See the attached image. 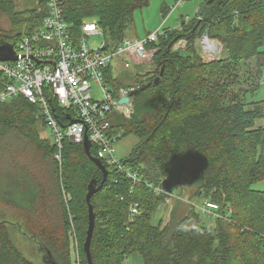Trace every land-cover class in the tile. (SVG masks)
I'll return each instance as SVG.
<instances>
[{
  "label": "trees",
  "instance_id": "16d2710c",
  "mask_svg": "<svg viewBox=\"0 0 264 264\" xmlns=\"http://www.w3.org/2000/svg\"><path fill=\"white\" fill-rule=\"evenodd\" d=\"M151 1L64 0V11L73 34L84 20L96 19L109 36L107 45L116 46L126 39L134 12ZM163 2L166 18L174 11ZM46 14V0L23 10L16 0H0V22L3 16L10 22L8 30L0 26V43L16 46ZM159 28L158 40L149 45L155 49L149 65L128 68L133 71L124 80L112 67L106 71L111 86L138 90L132 116H114L113 123L122 137L138 138L123 161L140 181L106 166L107 180L91 198L92 262L125 264L129 255L138 254L141 264H264V189L253 188L264 181V126L257 124L264 118V100H248L249 91L258 90L264 80V0H204L194 17L182 16L177 27ZM204 34L222 43L217 59H203L196 40ZM180 40L187 46L175 50ZM2 78L0 72V89ZM51 104L65 126V109L54 100ZM45 127L40 105L21 95L0 101V204L21 210L9 218L3 209L0 216V264H41L15 241L6 224L13 215L51 253L53 259L43 264H73V238L82 263L88 264V186H99L104 174L83 144L68 137L60 163ZM90 151L97 155L94 147ZM32 159L39 163L33 178L41 180L44 194L40 209L32 175L24 177L27 167L33 169L26 163ZM46 180L53 183V198L47 196ZM23 182L28 190L21 188ZM148 183L173 193L168 195L172 204ZM187 187L194 188L188 198L218 204L211 221L202 220L195 201L187 205L178 199ZM132 202L139 212L130 218ZM162 204L169 217L153 223Z\"/></svg>",
  "mask_w": 264,
  "mask_h": 264
},
{
  "label": "built area",
  "instance_id": "2783aa9c",
  "mask_svg": "<svg viewBox=\"0 0 264 264\" xmlns=\"http://www.w3.org/2000/svg\"><path fill=\"white\" fill-rule=\"evenodd\" d=\"M47 14L41 25L31 34L24 36L14 46L17 60H0V72L3 74L0 89V101H6L14 96H24L32 103L40 105V116L44 118L47 128L53 131L52 138L57 145L55 159L62 160L64 138H72L83 144L85 134L94 147L97 155L106 166L115 168L134 181H140L123 158L117 155L116 144L122 133L114 127V116L130 118L134 113L133 89L115 88L106 77V71L112 67L113 61L124 55V66L150 63L155 49L149 48L152 42L158 40L160 28L150 32L144 38L122 39L116 46L107 45L104 39L98 47H90L89 35H104L103 28L96 19H86L81 24L79 33L73 34L64 11V0H46ZM184 4L178 0L172 11ZM186 40H180L174 45L175 50L187 46ZM202 45V56L206 61L214 59V53L219 55L222 43L212 39L207 34L196 40ZM113 68V67H112ZM100 86L101 97L92 95L93 84ZM129 97L128 101H121ZM54 100L65 109L68 123L61 125L51 104ZM74 120V121H73ZM157 194H165L164 202L168 205V197L174 196L161 186L147 184ZM134 191L131 186L130 193ZM67 199L70 195L67 194ZM201 209L204 214L214 217L218 204L205 200ZM139 212L137 202L130 206L131 217ZM71 253L76 264L82 263L73 238ZM125 264H131L127 261Z\"/></svg>",
  "mask_w": 264,
  "mask_h": 264
},
{
  "label": "rangeland",
  "instance_id": "374dc122",
  "mask_svg": "<svg viewBox=\"0 0 264 264\" xmlns=\"http://www.w3.org/2000/svg\"><path fill=\"white\" fill-rule=\"evenodd\" d=\"M163 1L164 0H152L148 6L141 8V9H137L134 12V21L125 30V38H128V39L144 38L145 36H147V33L153 32L157 30L159 27H162L163 29L177 27L179 25V21L182 16L188 17V18L189 17L192 18L195 16L196 12L199 10L200 4L204 0H184V4L178 7L177 9H175L174 12L169 14L166 18L163 16L162 11H161L162 5L164 3ZM16 3L18 5V8L23 10V9L34 7L37 4V0H16ZM166 3L171 7L176 4V2H174L173 0H167ZM0 26L5 30L10 29V22L7 16H3L1 18ZM104 39H106L107 41L109 39V36L106 32L104 35H101V34L89 35L88 36L89 46L98 47ZM197 45L199 47L200 53L202 54V51H203L202 45H200L199 43H197ZM262 49H264V46L262 47ZM120 57L121 58H118L117 60L115 59L113 61L112 67H113V72L115 76H117L120 80H124L125 77L129 76V73L133 70L128 69L124 66V62H125L124 61L125 59L123 58L124 55H121ZM145 65H149V63ZM144 68H146V66H143V69ZM101 94L102 92H101L100 86L94 83L93 88H92V95L95 97H101ZM248 100H264V80L258 90H255V92L249 91ZM45 129H46V133H45ZM45 129H44L45 136L51 139L53 135V131L47 127H45ZM137 143H138V138L133 135L122 137L117 143V155L120 158H124V159L129 157L131 153L133 152V149L137 145ZM56 153L58 152L56 151ZM26 163L30 165L33 169H29L27 167L26 168L27 173L23 171L21 172V175L25 173L24 177L26 179L28 178L31 179V175H32V178L33 176H35L34 169L35 167H37L39 163L37 162L36 159L29 160ZM20 177H21L20 179L24 178L22 176ZM40 181L41 180L40 179L38 180V178L36 177L32 179V183L35 185L36 191L38 192V195H37L38 201H35V207L38 209H40L39 206L41 203V198L44 195V194L42 195V187H40L41 186ZM46 182H47V190H46L47 196L49 198H53V194H54L53 183H50V181H47V180ZM23 187L26 188V190H28L29 184L27 182H23V185L21 186V188ZM253 188L258 189V190H263L264 181L254 184ZM193 191H194L193 187H187L184 195L178 197V199L182 200L187 205L191 204L190 202L195 201V203H193L194 207L197 208V210L200 212L202 220L204 222L211 221L210 216L208 214H204L201 209V206L202 208H205L203 207V202H204L203 199L197 198L195 200V198L194 199L188 198L190 194L193 193ZM64 194L66 195V198H67V193L65 192ZM24 195L26 196V202H27V199L29 197L27 192ZM26 202H23V203H26ZM3 209L6 211L5 214L8 215L9 218L11 214H17L18 211L20 210L19 208L12 206L11 204H7V205L0 204V216L3 215ZM168 217H169L168 209L164 207L162 204V205H159L158 208L153 213L152 222L158 223L160 220H165ZM11 220L13 221L12 222L13 224L10 222H7L6 224L8 225V228H10L15 241L17 242V244L20 246V248L23 250V252L27 256L31 257L32 259L36 260L37 262L41 264L53 259L51 253L45 250V246L38 239H35V238L33 239L32 233L26 232V229L23 224L20 227L18 226L17 224L18 219L16 218V215H13ZM136 257L141 258L138 254H131L127 258V261L130 262L131 264H141V263H137L138 261L137 262L134 261ZM73 264H76L74 258H73Z\"/></svg>",
  "mask_w": 264,
  "mask_h": 264
},
{
  "label": "water",
  "instance_id": "95a60500",
  "mask_svg": "<svg viewBox=\"0 0 264 264\" xmlns=\"http://www.w3.org/2000/svg\"><path fill=\"white\" fill-rule=\"evenodd\" d=\"M211 1V0H209ZM205 7L202 8V11L204 10ZM220 55L215 52L214 53V59H217ZM18 56L15 53L14 47L12 44L10 43H5L2 44L0 43V60L2 61H7V60H17ZM163 71L164 69H162L161 71V75H163ZM160 77H157L153 82L155 84H157L159 82ZM151 85V83H148L146 86L142 87L141 90H144L147 86ZM137 89L133 90L130 93V96H135L137 93ZM129 97L123 98L121 101H128ZM74 121V120H73ZM71 141L75 142L72 138ZM83 147L86 151V153L93 159V161H95L97 163V165L101 168V170L103 171V180L101 182V184L99 186H96V183L94 182H90L89 186H88V193H87V201L89 202V227L87 230V236H86V240L84 242V249L88 254V264H93L92 259H91V253H90V245H91V238H92V233H93V229H94V225H95V213H94V208L93 205L91 203V198L92 196L100 189H102V187L104 186L107 177L109 175V170L106 167L105 164H103V162L101 160H99L96 156H93L91 154L90 148H91V143L90 140L88 138V135L85 134L84 136V141H83Z\"/></svg>",
  "mask_w": 264,
  "mask_h": 264
},
{
  "label": "crops",
  "instance_id": "0c3cea01",
  "mask_svg": "<svg viewBox=\"0 0 264 264\" xmlns=\"http://www.w3.org/2000/svg\"><path fill=\"white\" fill-rule=\"evenodd\" d=\"M135 39V38H134ZM257 124H258V126H264V118H261V119H259V121L257 122ZM134 261L135 262H137V263H142V261H141V258H135L134 259Z\"/></svg>",
  "mask_w": 264,
  "mask_h": 264
},
{
  "label": "bare ground",
  "instance_id": "6f19581e",
  "mask_svg": "<svg viewBox=\"0 0 264 264\" xmlns=\"http://www.w3.org/2000/svg\"><path fill=\"white\" fill-rule=\"evenodd\" d=\"M9 221V220H8Z\"/></svg>",
  "mask_w": 264,
  "mask_h": 264
}]
</instances>
